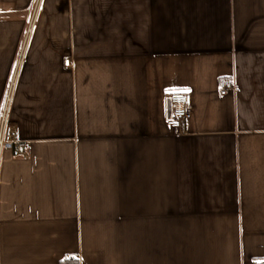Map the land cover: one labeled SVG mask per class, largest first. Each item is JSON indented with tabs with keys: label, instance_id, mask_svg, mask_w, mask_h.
Returning <instances> with one entry per match:
<instances>
[{
	"label": "crops",
	"instance_id": "1",
	"mask_svg": "<svg viewBox=\"0 0 264 264\" xmlns=\"http://www.w3.org/2000/svg\"><path fill=\"white\" fill-rule=\"evenodd\" d=\"M9 96L0 264L264 261V0H0Z\"/></svg>",
	"mask_w": 264,
	"mask_h": 264
},
{
	"label": "built area",
	"instance_id": "2",
	"mask_svg": "<svg viewBox=\"0 0 264 264\" xmlns=\"http://www.w3.org/2000/svg\"><path fill=\"white\" fill-rule=\"evenodd\" d=\"M39 1L35 4L34 9L39 6ZM65 66H71V59L64 60ZM237 89L233 79L222 78L218 84L220 95H227ZM10 96L5 100L0 113V154L4 149L12 151L14 156H28L31 149L30 141L21 140L17 135V129L10 124ZM171 103V114L167 118V125L178 132H185L187 122L192 116L193 98L191 93L179 91L169 95ZM1 158V155H0ZM255 264H264V261H258Z\"/></svg>",
	"mask_w": 264,
	"mask_h": 264
},
{
	"label": "trees",
	"instance_id": "3",
	"mask_svg": "<svg viewBox=\"0 0 264 264\" xmlns=\"http://www.w3.org/2000/svg\"><path fill=\"white\" fill-rule=\"evenodd\" d=\"M61 264H78V258L75 257H68Z\"/></svg>",
	"mask_w": 264,
	"mask_h": 264
},
{
	"label": "water",
	"instance_id": "4",
	"mask_svg": "<svg viewBox=\"0 0 264 264\" xmlns=\"http://www.w3.org/2000/svg\"><path fill=\"white\" fill-rule=\"evenodd\" d=\"M171 114V103L168 99V116Z\"/></svg>",
	"mask_w": 264,
	"mask_h": 264
}]
</instances>
